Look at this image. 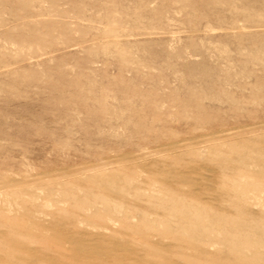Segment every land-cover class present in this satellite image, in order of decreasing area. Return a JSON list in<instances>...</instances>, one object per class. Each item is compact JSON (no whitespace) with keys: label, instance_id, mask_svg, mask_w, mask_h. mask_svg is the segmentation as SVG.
Segmentation results:
<instances>
[{"label":"rangeland","instance_id":"rangeland-1","mask_svg":"<svg viewBox=\"0 0 264 264\" xmlns=\"http://www.w3.org/2000/svg\"><path fill=\"white\" fill-rule=\"evenodd\" d=\"M0 264H264V0H0Z\"/></svg>","mask_w":264,"mask_h":264}]
</instances>
